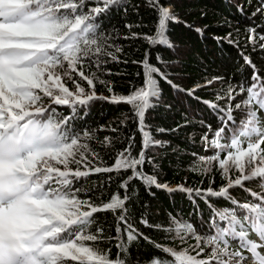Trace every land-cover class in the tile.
<instances>
[{
    "label": "snow or ice",
    "instance_id": "1",
    "mask_svg": "<svg viewBox=\"0 0 264 264\" xmlns=\"http://www.w3.org/2000/svg\"><path fill=\"white\" fill-rule=\"evenodd\" d=\"M147 4L157 13V20L154 35L143 38L151 46L173 48L169 25L181 22L178 15L161 0H147ZM118 6L121 0H0V264H141L130 251L140 238L162 254L153 255L147 264H264V75L250 55L241 53L251 76L236 84L229 82L223 95L216 93L217 101L227 98L223 107L200 101L216 115L218 127L213 130L201 122L208 129L201 140L210 154L198 159L207 165L203 174L211 173L215 165L226 185L219 190L211 186L173 189L160 182L159 167L147 155L149 148L165 143L146 130V111L156 106L150 98L159 101L161 93L154 74L178 92L194 95L196 89L173 84L167 72L149 63L146 53L143 86H134L127 95L113 92L99 70L109 61L119 62L123 51L112 42L119 37L102 28V19ZM257 14L264 16V0H258L252 15ZM247 32L252 50L264 53V32L256 26ZM231 37L229 33L228 42L239 47ZM157 61L167 65L159 54ZM85 65L97 71L86 74ZM81 81L91 90L86 91ZM96 83L104 84L110 95H97ZM212 83L207 81L205 86ZM97 99L130 106L142 135L138 154L133 155L134 136L110 166L92 149L96 130L77 128L74 121ZM61 108H67V114ZM98 143L107 147L112 140L105 137ZM89 156L99 163L93 164ZM146 164L152 167L151 173L144 171ZM128 171L131 175L118 184L123 195L117 191L100 205L92 201V189L77 186L93 174L119 176ZM233 171L239 173L235 178ZM133 180L140 181L150 194L155 187L203 199L210 215L205 220L201 214L198 230L182 214L168 213L167 224L150 223L141 214L139 223L165 233L163 238L172 246L155 243L135 226L126 206L135 196V189H129ZM107 182L111 184L113 177ZM251 182H256L255 190L246 186ZM235 188L247 194L243 202L231 195ZM213 197L223 198L227 205L216 208L210 201ZM101 211L113 212L115 237L105 236L102 226L93 230L94 214ZM112 240L116 241L115 258L110 249L98 246Z\"/></svg>",
    "mask_w": 264,
    "mask_h": 264
},
{
    "label": "trees",
    "instance_id": "2",
    "mask_svg": "<svg viewBox=\"0 0 264 264\" xmlns=\"http://www.w3.org/2000/svg\"><path fill=\"white\" fill-rule=\"evenodd\" d=\"M161 3L172 6V11L181 21L169 25L168 35L174 47L151 46L143 38L144 34L154 35L157 20V13L148 6L147 0H121V6L113 7L102 19V28L119 37L112 42L123 51L118 54L119 62L109 61L99 70V75L101 79L110 82L114 93L127 95L134 90V86H143L142 61L147 53L149 63L167 72L168 79L173 84L186 90L196 89L194 95L178 92L154 74L160 85L161 94L159 101L151 99L156 106L146 111L145 123L148 126L146 130L155 140L165 143L163 147L149 148L147 155L151 156L159 167L160 182L167 183L173 189L177 188L176 185H184L192 189L206 190L211 186L219 190L221 186L226 185V180L221 177L215 165L211 173L203 174V168L207 165L198 159L200 156L210 154L205 151L201 140V136L208 131L201 122L203 121L205 125L210 124L213 130L218 127L216 115L200 101H212L223 107L227 104V98L217 101L216 93L223 95L229 82L236 84L251 76L252 70L245 66L241 53L250 55L261 75H264V53L258 48L253 51L252 45L246 40L249 27L256 26L258 31L264 32V16L252 15L258 7V0H161ZM128 25L132 27L129 28ZM197 28L202 29V32H197L195 30ZM133 33L139 34L138 37L133 38ZM229 33H232L233 40L239 42V47L228 42ZM124 37L128 38L124 39ZM158 54L167 62L166 66L157 61ZM85 71L87 74L97 69L85 65ZM106 72L110 74H105ZM217 77L223 79L214 80ZM76 79L79 78L76 77ZM207 81H213V83L205 86ZM67 83L72 88L71 82ZM81 86L86 91L91 90L86 82L81 81ZM95 91L100 96L110 95L104 84L96 83ZM237 99H243V97H237ZM60 110L67 114V108ZM122 121H124L123 124ZM134 121L135 117L129 105H116L97 99L80 113L74 123L77 128L96 130V138L91 143V147L99 153L105 166H110L116 154L128 145L129 137H135L133 155L141 150L142 135ZM113 128L116 131H111ZM105 137L111 138V146L106 147L98 143ZM89 159L93 164L99 163L91 156ZM71 167L75 168L76 165ZM144 171L151 173L152 167L146 164ZM238 174L235 171L231 173L233 178ZM129 175H131L130 171L121 172L119 176L116 173L93 174L86 179L82 178L77 186L92 189L90 193L92 201L100 205L102 202H107L117 191L121 196L123 195L124 190L119 189L118 184ZM110 176L113 177L111 184L107 182ZM246 186L255 190L256 182L247 183ZM129 189L130 191L135 189L133 201L126 205L132 213L133 223L151 241L161 245L172 246L170 240L163 238L165 233L139 223L141 214L147 215L149 222L153 224L157 221L167 224L168 213L182 214L184 218L190 219L197 225L198 230L201 214L205 220L210 215V209L203 199H190L185 192H168L153 187L150 194L138 180H133ZM231 195L241 202L247 197V194L239 188L232 189ZM210 201L216 208L227 205L223 198L213 197ZM197 205L198 208L195 207ZM118 214L117 211L116 215ZM94 219L96 224L93 230L97 225L102 226L105 236H116L113 212H97L94 214ZM115 243V240L101 241L98 246L101 249H110L111 256L115 258L117 255ZM189 243L194 241L190 240ZM130 251L133 259L139 257L141 264H147L153 255H162L152 243L143 238L134 242Z\"/></svg>",
    "mask_w": 264,
    "mask_h": 264
},
{
    "label": "rangeland",
    "instance_id": "3",
    "mask_svg": "<svg viewBox=\"0 0 264 264\" xmlns=\"http://www.w3.org/2000/svg\"><path fill=\"white\" fill-rule=\"evenodd\" d=\"M171 10H173V7L172 6H171ZM184 51H186L185 48H184ZM150 100H151V98H150ZM178 186H184V185H176V187H178Z\"/></svg>",
    "mask_w": 264,
    "mask_h": 264
}]
</instances>
